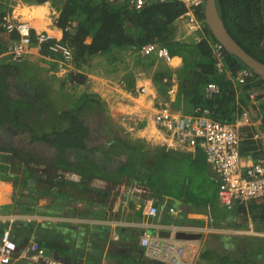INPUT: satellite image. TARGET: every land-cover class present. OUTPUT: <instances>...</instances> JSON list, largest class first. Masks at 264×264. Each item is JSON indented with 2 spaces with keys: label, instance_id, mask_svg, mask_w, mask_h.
Wrapping results in <instances>:
<instances>
[{
  "label": "trees",
  "instance_id": "1",
  "mask_svg": "<svg viewBox=\"0 0 264 264\" xmlns=\"http://www.w3.org/2000/svg\"><path fill=\"white\" fill-rule=\"evenodd\" d=\"M12 1L0 0V15L10 10ZM34 1L35 4L23 6V12L27 10L28 15L41 16L48 7V0ZM50 1L59 9L55 26L61 31L62 39L73 54L74 70L62 75L61 87L68 80L73 82L74 88L84 84L87 79L84 70L92 67L91 62L96 57H106L105 67L112 65L109 69L113 70L117 65L115 61L127 52L133 55L134 63L141 64L147 75L155 81L158 92L166 96L171 85V69L158 58L149 65L145 64L142 58L146 55L140 52L142 44H163L171 55L181 57L183 62L181 69L176 72V107L188 113H193L196 107H207L214 119L234 122L241 117L244 108L251 105L254 118L260 119V127L264 132V103L261 101L264 97V79L253 74L244 84L235 85L227 74L216 72L210 44L219 38L207 26V22L202 24L205 37L193 42L180 41L179 20L184 19L188 11L183 3L157 1L137 8L131 0ZM216 5L233 38L244 50L264 62V0H216ZM195 13L197 18L206 17L205 9H195ZM68 25H71V29L67 31L65 27ZM17 37L15 32L6 34L0 29V51L6 49L8 40ZM45 48L40 56L34 58L36 60L33 63L20 65L22 62H13L10 57L0 62V157L11 153L14 157L50 168L57 166L58 162H90L105 169L108 175H117L118 180L126 177L131 178V182L134 161L144 158L142 144L137 143L111 117L105 103L96 100L98 93L94 91L85 88L79 94H59L57 105L52 109V102L46 98L42 83L35 73L40 68L57 70V60H54L57 56L49 54ZM225 58L232 76L245 66L241 60L228 53ZM128 73L134 75L132 71ZM119 80L122 82L125 79L121 77ZM210 82L219 84L220 93L208 97L204 88ZM132 83L128 82L127 87ZM250 94L260 102L250 104ZM249 131V137L246 135L240 142V152L244 157H260L264 146L252 139ZM108 142L110 146L105 147ZM141 163L139 168L144 166ZM129 185L132 186L131 183ZM238 210L245 214L243 206H239ZM248 211L255 223H264V198L250 201ZM215 238L224 244V240L231 241V250L225 248L220 253L215 247L205 248L199 255L200 264L264 262V238L261 236L228 237L217 234Z\"/></svg>",
  "mask_w": 264,
  "mask_h": 264
},
{
  "label": "crops",
  "instance_id": "2",
  "mask_svg": "<svg viewBox=\"0 0 264 264\" xmlns=\"http://www.w3.org/2000/svg\"><path fill=\"white\" fill-rule=\"evenodd\" d=\"M21 3L12 6L17 18L43 21L48 14L52 19L59 15L58 6L56 8L53 2L41 16L23 12V6L36 1ZM195 14V9H188L184 19L179 20L180 41L193 42L206 36L202 28L205 18H197ZM52 23L46 29L62 35ZM31 55L33 58L40 56L36 52ZM172 57L167 64L172 71L171 85L165 97L158 92L155 81L144 74L146 71H142L141 64L134 67V75L121 76L125 79L122 81L124 86L119 82L118 87H114L108 78L87 72L84 84L71 89L73 82L69 83L70 92L79 91V94L86 88L98 93L96 100L105 103L111 117L142 144L144 158L134 161L131 182V178L126 177L118 180L117 175H108L105 169L90 162H58L57 166L50 168L5 153L0 157V235L9 229L17 246L34 241L61 264H155L143 254L140 237L148 234L152 239L165 238L170 235L169 229L175 227L179 228L174 237L183 248L182 258L185 261L192 258L194 264H200L199 255L203 249L231 247V241L224 240V244L215 238L221 231L228 237L249 228L264 232L258 229V225L264 227V223H255L251 218L249 203L230 210L218 201L220 182L214 178L199 146L179 145L169 132L155 124L156 108L162 104L167 103L173 110L188 113L174 104L178 94L176 72L183 62L179 56ZM6 59L9 60L8 54L0 56V62ZM130 59L133 61V55ZM36 71L42 78L45 73L50 77V80L46 78L47 81L39 80L43 89L47 87L55 94L51 100L54 109L62 94L59 95L62 89L59 91L54 87V71L42 68ZM130 81L133 83L127 87ZM140 86H147L148 91L140 92ZM247 109H250L252 118L248 117V121L237 118L244 122L242 130L248 135L249 129L251 138L264 146L260 119L254 118L251 105ZM105 145L108 147L110 143ZM141 162L144 166L139 168ZM71 175L76 176L75 180L82 175V179L72 181L69 179ZM151 205L158 208L155 215L147 213V207ZM239 206L244 207V215L238 210ZM116 234L118 239L113 238ZM180 234H199V237L183 238ZM210 235L215 236L211 238ZM197 245L198 250L193 256ZM16 264L27 262L20 259Z\"/></svg>",
  "mask_w": 264,
  "mask_h": 264
},
{
  "label": "built area",
  "instance_id": "3",
  "mask_svg": "<svg viewBox=\"0 0 264 264\" xmlns=\"http://www.w3.org/2000/svg\"><path fill=\"white\" fill-rule=\"evenodd\" d=\"M131 1L135 7L139 8L150 2L174 0ZM176 1L185 2V0ZM201 3L202 0H194L196 6ZM53 22L56 24V18ZM43 25L37 27L31 19H20L7 12L1 13L0 29L7 34L15 32L18 37L7 44L5 51H0V56L6 53L11 61L18 63L33 52L41 55L44 46H46L45 49L49 54L57 56L54 59L57 60V71L66 74L72 69V50L59 32L43 28ZM70 29L71 25L65 27L67 31ZM210 47L216 72L227 74L235 85L244 84L253 75L251 69L243 66L235 76H232L226 65L227 52L223 43L214 40ZM140 52L146 56L153 54L167 64L173 58L165 45L152 42L142 44ZM46 57L49 58V56ZM120 84L124 86L123 82ZM147 91V86H140V92L146 93ZM204 91L206 96L211 97L220 93V86L217 82H210L205 86ZM250 97L252 103L260 102L253 94H250ZM261 101H264V97ZM241 117L244 118L243 121H248V117H251L250 110L244 108ZM154 121L160 128L169 132L177 144L201 148L212 169L214 178L220 182L218 201L227 209L233 210L237 205H247L254 199L264 198V156L252 158L244 157L241 154L240 142L247 135L242 130L244 123L242 120L224 122L214 119L207 107H196L191 114L182 113L171 109L170 105L166 103L156 108ZM74 176L71 175L70 179L75 180L76 176ZM78 177V181H81L82 175H78ZM171 210L173 211V208ZM157 212L156 206L147 207L148 214L155 215ZM178 230L179 228L175 227L169 229L170 235L165 238L152 239L148 234H143L140 237V245L145 257L155 264H194L192 258L188 261L182 258L183 248L174 237ZM237 233L264 235V232L255 228L238 230ZM113 238L118 239V235H113ZM197 250L198 245L194 248L193 256ZM20 259L25 260L27 264H61L60 261L45 253L44 249L40 248L36 242L29 241L19 247L12 239L10 230L3 231L0 235V264H16V261Z\"/></svg>",
  "mask_w": 264,
  "mask_h": 264
},
{
  "label": "rangeland",
  "instance_id": "4",
  "mask_svg": "<svg viewBox=\"0 0 264 264\" xmlns=\"http://www.w3.org/2000/svg\"><path fill=\"white\" fill-rule=\"evenodd\" d=\"M17 1L18 0L12 1L11 2L12 5H15V6L17 4L22 5L21 2H23V1L26 2L27 0H20L21 2L18 1V3H17ZM47 2H48V4L52 3L50 0H48ZM13 10H11L12 14H13ZM22 16H24V15H22ZM53 20L54 19H52V16H50L49 14L47 15V18H45L43 21H41V20L40 21H35V20L32 19V21H35L33 23H36L35 25L37 27L40 26L42 23H44V25L42 26L43 28H46L47 25H52L53 24L52 23ZM199 33H200V31H199ZM130 55H132V54H128L127 52H124V54L122 55V58L120 57V58H118L117 61H115V63L117 65H116V69L114 68L113 70L109 69L112 65H110L109 67H105L107 65L106 57H100V58L96 57V59L91 62L92 63V67L87 69V70H84V71L89 73V74H96L98 76H102V77L108 78L109 80H111V85H114V87L115 86L118 87L117 85H119V77L123 76L124 74H127L130 70H132V72H134V67H136V64L134 63V61H131ZM33 57L34 56H32L31 54H30V56L28 55L27 58L24 60V62L22 61V63L20 65H22L23 63H26V62L27 63H33L34 62V60H33L34 58ZM155 58H156V56L151 54V55L144 56V58H142V59H143V62L145 64L149 65L153 61V59H155ZM51 70L54 71V75H53L54 87L57 88L59 91L62 89L59 92V94L60 93H64V92H69L71 94L72 93L78 94L77 92H79V91L70 92L71 90H70V86H69V83H70L69 81H67L61 87L60 84H61V79H62V75H64L63 74L64 72H58L56 69H51ZM142 71L144 72L145 70H142ZM35 73H36V77L38 79L41 78V79H45V81H47L46 78L48 77V80H50L49 75L46 74V73H45V78L41 77V73H39L37 71ZM51 74H53V73L51 72ZM144 74H146V72H144ZM129 75L130 74H128V76ZM55 83H56V85H55ZM42 87H43V85H42ZM45 89H47V90H45ZM71 89H75V88H72V86H71ZM43 90H44V94H45L47 99H49V100H53L54 99L53 97L55 96V94L53 92L49 91L47 87H45ZM53 105H55V104L51 103L52 107H53ZM66 105H67V107H70L69 104H66ZM258 229L264 230V227L259 225ZM220 234L227 235L225 233H222V231L220 232ZM236 235L239 236L241 234L235 233L234 236H236ZM261 237L264 238V235H262ZM217 251H219L220 253H223L225 250H224L223 246H219L217 248ZM261 264H264V262H262Z\"/></svg>",
  "mask_w": 264,
  "mask_h": 264
},
{
  "label": "water",
  "instance_id": "5",
  "mask_svg": "<svg viewBox=\"0 0 264 264\" xmlns=\"http://www.w3.org/2000/svg\"><path fill=\"white\" fill-rule=\"evenodd\" d=\"M206 22L219 38L228 54L242 61L253 73L264 79V62L244 50L229 33L222 18L219 16L216 0H205ZM162 233V231H161ZM164 233V232H163ZM168 235V231L165 233ZM183 238L197 239L199 234H180Z\"/></svg>",
  "mask_w": 264,
  "mask_h": 264
},
{
  "label": "clouds",
  "instance_id": "6",
  "mask_svg": "<svg viewBox=\"0 0 264 264\" xmlns=\"http://www.w3.org/2000/svg\"><path fill=\"white\" fill-rule=\"evenodd\" d=\"M174 1H176V0H174ZM155 2H157V1H155ZM178 2H180V3H183L189 10L190 9H192V10H194V9H205V0H202V3L200 4V5H194V0H185V2H183V1H178ZM12 4H11V6H10V10H8V11H6L7 13H10V14H12V12H11V10H12ZM200 6L202 7V8H200ZM2 13H5V12H2ZM219 13V12H218ZM15 16V15H14ZM220 16V15H219ZM57 18V17H56ZM21 19V18H20ZM204 22H206V19L204 20ZM7 34V33H6ZM18 36V35H17ZM13 40V39H12ZM216 40H218V39H216ZM9 42L11 41V40H8ZM158 45H163V44H158ZM6 47H7V45H6ZM6 50V49H5ZM4 50V51H5ZM226 50V49H225ZM1 52H3V51H1ZM227 52V51H226ZM247 67V66H246ZM250 69V68H249ZM252 71V70H251ZM253 72V71H252ZM254 74V73H253ZM70 179V178H69ZM70 180H72V181H78V180H73V179H70Z\"/></svg>",
  "mask_w": 264,
  "mask_h": 264
},
{
  "label": "bare ground",
  "instance_id": "7",
  "mask_svg": "<svg viewBox=\"0 0 264 264\" xmlns=\"http://www.w3.org/2000/svg\"><path fill=\"white\" fill-rule=\"evenodd\" d=\"M25 13H27V10H26V12Z\"/></svg>",
  "mask_w": 264,
  "mask_h": 264
}]
</instances>
